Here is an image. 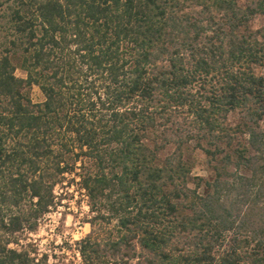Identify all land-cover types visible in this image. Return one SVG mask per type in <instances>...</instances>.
Returning <instances> with one entry per match:
<instances>
[{"label":"trees","instance_id":"1","mask_svg":"<svg viewBox=\"0 0 264 264\" xmlns=\"http://www.w3.org/2000/svg\"><path fill=\"white\" fill-rule=\"evenodd\" d=\"M4 7L0 264H52L20 239L67 175L86 198L81 264H264V0Z\"/></svg>","mask_w":264,"mask_h":264},{"label":"rangeland","instance_id":"2","mask_svg":"<svg viewBox=\"0 0 264 264\" xmlns=\"http://www.w3.org/2000/svg\"><path fill=\"white\" fill-rule=\"evenodd\" d=\"M242 2L243 0H240V3ZM8 13V8L0 9V56L9 48ZM263 24V15H255L249 21L253 29ZM12 63L14 64V75L23 77L24 73L19 68L17 60H12ZM29 97L33 102L42 99L39 90L34 85L29 89ZM236 117V113H231L228 115V121L232 123ZM191 158L193 160L191 175H206L203 154L195 149L191 152ZM71 178L72 176L67 175L62 184H56L53 187L56 205L37 220L34 231L26 232L25 236L20 239L21 244L35 249L36 257L45 254L47 263L81 264L75 249V242L89 230L85 222L88 212L83 191L76 190L74 183L76 179L70 181Z\"/></svg>","mask_w":264,"mask_h":264}]
</instances>
